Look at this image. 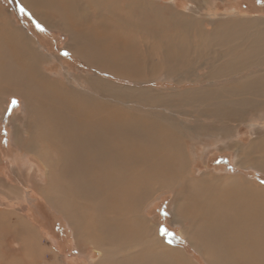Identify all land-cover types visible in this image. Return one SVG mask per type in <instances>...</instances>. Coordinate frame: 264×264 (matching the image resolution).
<instances>
[{"label": "bare ground", "instance_id": "1", "mask_svg": "<svg viewBox=\"0 0 264 264\" xmlns=\"http://www.w3.org/2000/svg\"><path fill=\"white\" fill-rule=\"evenodd\" d=\"M21 2L25 4V9L47 27L55 24V28H58L56 23L49 20L53 16L59 18V30L71 41L70 44L73 41L79 42L83 50H91V54L97 57L93 60L96 66L102 61L117 64L113 59L116 53L110 52V56H106L101 50L107 17L113 21V30L118 34L120 32L121 40H124H115L118 42L114 44V48L124 50L130 46L136 51L131 37L126 41L123 36H130L135 31L148 34L152 18L157 22L154 30L165 29L160 25L166 24L164 19H169V10H172L171 7L153 4L148 0ZM118 9H121L120 12ZM166 10L168 16L165 14ZM171 15L178 19L185 16L176 11ZM91 17L94 19L92 26L88 22ZM135 18L143 22L144 26L140 27L138 22L136 24ZM183 20L185 22L186 19ZM10 30L0 23V98L10 94L19 97L23 102L26 122L34 123L40 131L39 138L48 143V150H44V153L32 149L33 144L29 142H34L33 139H29L27 144H22L21 141L17 143L22 154L34 157L46 170L48 185L40 189L35 177L33 189L40 191L46 203L63 216L78 246L82 248L81 244L89 243L100 254L97 264H112L118 259H121L119 264L189 262L182 250L171 247L156 235L155 224L143 214L151 195L156 192L172 193L170 204L174 220L179 225L187 224V227H182V234L191 242L192 237L185 229L193 232L197 245L193 242L191 244L204 256L207 264H264V185L243 176L216 177L204 173L195 176L176 121L170 119L172 123H169L166 120L148 118L93 98L96 92H104L103 96L107 94L108 88L97 87L99 81L94 85L96 92L93 89V94L63 84L59 78H53L42 71L43 55L35 51L30 37L26 39L20 29ZM262 31L264 33V28ZM145 34H142L143 38ZM254 36L259 39L255 38L252 46L264 44L261 39L264 38L263 35L257 33ZM178 39L179 42L186 41L181 37ZM179 44L181 43H178V47ZM159 45H156L158 49ZM73 49L80 53L77 47ZM256 51L261 54L258 55ZM137 53L130 54L136 57L133 60L136 64L139 60ZM249 53L252 57L248 56ZM228 56L229 59L222 63V68L215 69L217 72L211 73V77H225L236 69L233 62L248 66L264 61V50L233 52ZM234 57L235 60L230 59ZM259 73H254L242 82V86L240 82L238 85L230 84L221 94L217 92L222 97L221 101L214 102L218 105H215L216 110H255L253 106L247 107L244 103H241L243 108H239L240 103L226 101L223 97L238 95L242 87L250 93L261 92L264 73ZM208 103L210 102L206 101L205 105H210ZM261 112L264 113V108ZM237 145L234 161L237 167L264 169V133L258 130L247 146L236 143L235 147ZM29 160L25 158L28 164L24 168L25 175L32 177ZM19 171L17 175H23L22 170ZM13 174L15 175V171L9 169L7 176L10 180ZM60 193H67L64 204L58 198ZM75 199L80 208L74 203ZM1 233L9 235L12 243L19 249V256L13 254L10 260L2 264H59L57 257L48 248L38 244L19 215L10 214L5 217V212L0 210V238ZM35 235L41 239L39 234ZM78 246L79 257H84L83 253L88 249ZM47 253L53 258L49 263L44 260ZM118 254L120 258H117Z\"/></svg>", "mask_w": 264, "mask_h": 264}, {"label": "rangeland", "instance_id": "2", "mask_svg": "<svg viewBox=\"0 0 264 264\" xmlns=\"http://www.w3.org/2000/svg\"><path fill=\"white\" fill-rule=\"evenodd\" d=\"M148 1L153 4L157 3L161 6L171 7L173 10H169L171 22L165 17L164 22L166 24L160 25L161 28L165 27V29L156 31L154 25L157 22L152 18L153 21L150 20L152 24L148 34L135 31L130 36L126 34L128 37L122 35L126 38V41L131 37L132 44L138 49L135 51V49L128 46L127 50L132 48V50H128V53L126 49L114 48V44L118 42L115 40H121L120 32L118 34L113 30V21L107 17L104 41L101 44L103 49L101 50H103L102 53H106V56H110V52L112 54L116 53L113 59L116 60L117 64L113 65L102 61L99 66H96L93 60L97 57L91 54L93 53L91 50H83L79 46V42L73 41L74 43L70 44L71 41L59 30L61 21L59 18L53 16V19L49 20L56 23L58 28H55V24L47 27L35 18L34 14L25 9L26 6L21 0H0V23L6 25L9 30L12 29L10 31L22 30L26 39L30 37L29 39L32 40L36 50L33 49L43 55L41 57V61H43L42 71L45 74L53 78H59L63 84L74 86L75 89L81 92L87 93L88 91L87 94H93L94 85H97L99 81L100 84L97 87L105 86V88L114 90V92L107 89V94L103 96L104 92L100 94L94 89L96 94H93L95 95L93 98L107 101L110 103L109 105L113 104L148 118L166 120L169 123H172L170 119L176 121L177 128L181 132L182 138H184L183 142H185L187 156L190 163H192L191 170L195 176H200L203 173L216 177L226 175L243 176L264 185V169L247 166L244 168L237 167L234 162L236 158L235 151L238 147V145L235 147L236 143L247 146L257 135L258 130L260 133H264V113L261 112L264 108V85L260 88L261 92L250 93L242 87L238 95L223 97L226 101L240 103L239 108H243L241 103H244L247 107L253 106L255 110L245 109L239 112L216 110L218 105L214 104L217 100L221 101L220 98L222 97V95L216 93L221 94L228 85H238L239 82L241 85L254 73L260 72L259 75L264 73V61L248 64V66L234 64L233 62L232 65L236 68L233 70L236 71H231L222 78L206 80L203 78L204 75L217 72L218 68H222V63L229 59L228 55L236 52L233 45L241 44L244 41H238V39L234 41L232 46L230 45L231 47L228 50L222 52L219 49H222L221 46L225 41H215L210 46L208 41L193 40L200 32L207 33L204 36H212L223 33V31L235 33L236 30L234 34L236 36L239 34L237 32H246V29L249 28V31H252V29L254 31L248 36L249 43H245V48L240 52L264 50V44L256 47L251 45L254 39L257 38V36H254L255 33L264 36L262 31L264 25L256 21H264V0ZM120 10L117 11L120 12ZM174 11L183 16L185 15L186 18L185 16L184 18L181 16L182 19L179 17L181 20L179 22L178 17L173 18L171 15ZM165 14L168 16V10ZM243 17L244 19L249 18V22L246 20V23L241 22L239 18ZM183 19H186L185 22ZM93 20L91 17L88 21L91 26ZM134 22H138L140 27L144 26V23L137 20V18L134 19ZM141 33L146 35L145 38ZM239 36H243V34H239ZM165 37L166 41H164ZM180 37L189 39L179 42L178 38ZM72 38H75V36L72 35ZM161 38L163 40H160ZM261 39L264 40V38ZM158 43L168 48H160L161 46ZM178 43H181L179 44L181 48L177 46ZM182 44H184L183 47ZM156 45H159V49ZM75 47L80 49V53L73 49ZM169 51L170 53H168ZM171 51L173 52L171 53ZM218 51L221 52L217 54ZM131 52L138 54L137 64L133 61L136 57H132ZM256 53L261 54L259 51H256ZM178 54L180 56H177ZM217 55L219 60L222 59L221 65L216 64L211 67L208 62L217 59ZM230 59L235 60V57ZM134 65L138 66L135 67ZM251 65H254V67L260 65V68L251 73H244L247 72L248 68L246 67ZM138 67L139 69H137ZM13 100L17 101L18 104H13ZM206 101L210 102L208 103L210 105H205ZM22 103L19 97L12 94L9 96L3 95L0 98V210L5 212V217L10 214L19 215L25 227L29 228L34 234V239L37 240L38 244L41 243L43 247L45 246L44 248H48V251L57 257L59 264H97L100 254L94 251L89 243L81 244L82 248L78 246L77 240L73 239L72 231L67 227V222H65L63 216L46 203L40 191L33 189L35 177L38 180L40 189L48 185L46 170H44L45 168L40 161L32 156L22 154L17 143L21 141L22 144H27L29 139H33L34 142L29 143L33 144L32 149L38 150L40 153H44L46 149L48 150V143L39 138L40 131L34 123L26 122V114ZM32 124L33 126H31ZM52 156L54 157L53 150ZM25 158L30 159L29 165L31 166L32 177L25 175L26 169L24 168L28 165ZM9 169L15 171V175L11 176V180L7 176ZM19 170H22L23 175H17L20 172ZM66 194H58V198L63 204L66 202ZM171 198V192L153 193L147 210L143 213L144 216L155 224L154 232L161 240L164 239V242L171 247L182 250L183 254L187 256L186 260L189 261L187 264H207L204 256L193 247L194 244H191L193 242L197 245L193 232L185 229L186 233H189L188 235L192 237L191 242H189V239L182 234V227H187V224L185 223L184 226L179 225V222L174 220L173 208L170 204ZM74 203L79 207L80 204L76 199ZM3 233H1L0 238V245H2L0 246V264L10 260V256L13 257V254L19 256V249L16 244L12 243L9 235L5 234V237ZM35 234H39L41 239L39 240L38 235ZM76 245L81 249H88L84 251V257H79ZM50 253L44 255V260L48 263L53 260ZM117 258H120L119 254ZM120 261L121 259L114 260L112 264H119Z\"/></svg>", "mask_w": 264, "mask_h": 264}, {"label": "crops", "instance_id": "3", "mask_svg": "<svg viewBox=\"0 0 264 264\" xmlns=\"http://www.w3.org/2000/svg\"><path fill=\"white\" fill-rule=\"evenodd\" d=\"M183 1L187 2V0H183ZM239 19L241 20V22L243 21L244 23H246V21L249 22V18L244 19V17H243V18H239ZM256 21H257V23H260L261 25H264V21H262V20H256ZM253 31H254L253 29H252V31H249V28H247L246 29V32H237L239 34H243V36H239V34L235 36L234 34L236 33V30L234 31L235 33H226L225 31H223L224 34L223 33H217L218 35H212V36H204L207 33H204L203 34V33L200 32V33H197L196 37H194L193 40L199 41V42H203V40L205 42L208 41V42H210V44H209L210 46H212L213 45V42H215V41H220V42L225 41V42H229V43L223 42V44L221 46L222 49H219V50H222V52H223L225 50H228L234 44V41H237L239 39L238 41H244V42H242L241 44L233 45V49L236 52H240V51H242L245 48L244 47L245 43H247V44L249 43L248 42V39H249L248 36H250V34H252ZM220 34H221V36H219ZM255 34H257V33H255ZM183 39H186L187 40L189 38H183ZM256 39H259V38L257 37ZM247 44H246V46H247ZM220 52L221 51H218L217 54H219ZM248 56L249 57H252V54L249 53ZM221 60H219V57L217 55V59L209 60L208 64L211 67H214L216 64L221 65L220 64ZM260 65H255V67H254V65H251L252 67L251 66L246 67L248 69L246 70L247 72H244V73H251L252 71H257L260 68L259 67ZM253 69H256V70H253ZM260 70H262V69H260ZM232 71H234V70H232ZM209 72H210V70H209ZM203 78L204 79H214V77H211V73H208V74L204 75Z\"/></svg>", "mask_w": 264, "mask_h": 264}, {"label": "snow or ice", "instance_id": "4", "mask_svg": "<svg viewBox=\"0 0 264 264\" xmlns=\"http://www.w3.org/2000/svg\"><path fill=\"white\" fill-rule=\"evenodd\" d=\"M13 104H18V102H17V101H15V100H13Z\"/></svg>", "mask_w": 264, "mask_h": 264}]
</instances>
